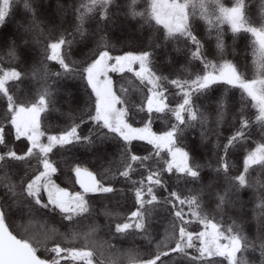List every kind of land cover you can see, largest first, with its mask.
I'll use <instances>...</instances> for the list:
<instances>
[{
  "label": "snow or ice",
  "instance_id": "obj_1",
  "mask_svg": "<svg viewBox=\"0 0 264 264\" xmlns=\"http://www.w3.org/2000/svg\"><path fill=\"white\" fill-rule=\"evenodd\" d=\"M144 3L137 11V0H57L48 18L51 27L45 29L38 12L43 3L0 0V29L14 18V7L23 6L16 33L0 36V100L5 103L0 113V264H172L177 255L187 264H253L246 254L257 251L259 264H264V22L257 26L248 16L246 0H233L231 7L223 0ZM197 11L210 28L208 40L194 26ZM129 18L137 22V35L122 42L127 47L118 48L112 42L113 29L128 24ZM225 24L233 38L242 33L252 37L254 78L248 79L237 63L225 58ZM212 30L215 53L206 48ZM37 51L38 60L33 55ZM77 52L81 59L74 58ZM30 57L34 63L28 67ZM158 57L167 65L158 64ZM181 59L201 67L176 68ZM50 63L59 70L52 71ZM162 67L170 69L167 75ZM113 74L126 80L127 87H117ZM65 80H79L84 88L83 97L67 94V112L56 107L57 84ZM29 83L28 91L19 95ZM216 85L227 86L223 95H215ZM231 89L239 90L240 106L229 121L237 103L234 94H228ZM249 104L256 110L254 120L246 114ZM50 112H59L67 121L58 131L44 126ZM157 120L165 122L166 130L153 129ZM226 123L227 136L221 131ZM254 126L259 128L255 140ZM196 130L199 145L193 141L190 147L187 133ZM113 144L115 152L110 153ZM201 146L206 155L210 152L207 159L196 155ZM238 148L243 149L242 169L231 159ZM80 149L85 152L77 155ZM58 173L70 177V187L57 183ZM121 182L124 186L117 187ZM245 189L254 190L256 201L252 211L257 234L252 239L245 231L246 202L240 198ZM97 198L116 204L131 201L133 210L117 216L120 222L101 226L94 222L92 201ZM213 204L211 212L206 211ZM233 210L240 213L239 222L229 216ZM103 214L115 216L107 205ZM161 214L170 219V231L154 251H113L106 256L114 246L93 239L104 227L111 236L139 235L151 244L152 222ZM17 216L58 217L60 223L74 226L93 223L83 234L78 229L60 234L63 240L58 242L57 229L46 224L35 233H16ZM193 223L202 230L190 231ZM80 240L81 246H65ZM189 249L197 255H190Z\"/></svg>",
  "mask_w": 264,
  "mask_h": 264
},
{
  "label": "trees",
  "instance_id": "obj_2",
  "mask_svg": "<svg viewBox=\"0 0 264 264\" xmlns=\"http://www.w3.org/2000/svg\"><path fill=\"white\" fill-rule=\"evenodd\" d=\"M64 3L70 2V0H63ZM119 3H125V0H118ZM130 2V0H129ZM43 3V8L38 9L39 12V19L42 23V25L47 29L48 27H51L49 23V17L53 14L54 10L56 9V4L57 0H36V4L39 5ZM223 3L227 7H231L233 4V0H223ZM247 4V14L248 16L253 19L256 23L257 26L259 23L264 22V0H246ZM137 11L143 10L145 3L144 0H137ZM211 10V9H210ZM23 15V6L19 5L17 7H14L13 9V16L14 18L10 17L6 23V25L0 29V36L3 37H12L17 29H16V21L21 19V16ZM60 18V17H59ZM57 18L56 22L59 24L61 21L60 19ZM71 19V17H69ZM121 20H124V17H120ZM138 19V18H137ZM92 23V22H90ZM64 26H67L66 24ZM94 26V24H93ZM195 28L197 29V32L200 34V36L204 40L209 39V31L210 28L208 24L206 23L205 20L200 19L199 17V11H197V17L195 19ZM134 27H138L136 20H133L129 18V23L128 24H121L119 27L113 29L112 33V42L117 44V47H127L126 44L122 43L125 42L124 38H126V41L128 40H133L135 39L137 33L134 31ZM223 31H224V38L226 41V57L227 59L233 60V62L237 63L240 66V70L242 72H245L246 76L248 79L254 78V75L256 73V64L254 61L256 60V57L253 56V49L251 45L252 37L250 34H245L242 33L238 37L233 38L232 33L229 30V26L227 24L223 25ZM130 31V32H129ZM215 31L212 30V38L210 40V43L206 45V48H210L213 53L216 52L215 48ZM172 45H168V49L170 50ZM3 50V49H0ZM75 51V49H74ZM86 52L87 49H84ZM35 56L36 60L39 59L38 56V51L36 53H33ZM164 56V50H161L160 57ZM160 57H158V64H164L167 65V60H161ZM75 59H81V55L79 52L76 53L74 56ZM212 56H209V59H212ZM34 63L33 59L30 57L28 58V67H31V65ZM5 65H7V61H5ZM182 66L187 67L189 71H196L198 70L201 66L199 65V62H193L192 64H188L186 60L181 59V63L177 64L175 67L176 68H181ZM49 67L52 71H57L59 70L58 65H55L54 63H50ZM168 69L167 67H162L161 72L164 75L168 74ZM113 79L116 81L117 87H119L121 84H123L125 87H127L126 80H121L118 74H113ZM10 87H13L11 84L9 85ZM31 87V84H27L26 87L23 88L22 91H20L18 94L23 96L25 92L28 91V88ZM57 88L59 89L58 92H56V99H57V104L56 107L59 108L63 112H67L69 110V105L67 103V97L68 93L71 92L73 94L79 95L83 97L84 94V88L82 83L79 80H65L61 81L59 84H57ZM227 86L225 85H216L214 86V92L216 96H221L225 93V89ZM13 91H16L15 87H13ZM35 89L32 88V92L34 93ZM78 91V93L76 92ZM229 96H232L234 94V99L237 102L236 103V108L231 109V111L228 114L227 119L231 121L232 119V112H234L236 109L239 108V98H240V93L238 89H231L229 90ZM69 99V97H68ZM134 99L138 102L139 97L134 96ZM5 107V103L3 100H0V113H2V109ZM74 107V106H73ZM246 114L250 116L253 120L255 119L256 115V110L251 108V105L249 104L248 108L246 109ZM139 117H137V120ZM67 123L65 117L61 116L59 112H50L46 115L44 119V126L45 128L52 132V131H58L60 128H62L65 124ZM91 127V125H89ZM153 129L156 131H163L166 130V125L163 120H157L153 124ZM84 134H87L88 129L85 128ZM221 131L224 133L225 136L230 134L229 131V124H224L221 127ZM251 131L254 133L253 139H259V128L258 126H254ZM195 141L197 145H199V130L196 131H190L187 133V140L185 143H187L190 147L192 145V142ZM251 145V142H250ZM22 146V145H21ZM139 148L143 149L145 147L148 148V150H151V146L143 145V144H138L137 145ZM254 147V145H251ZM208 148H211V145H208ZM85 150L80 149L79 152H77V155H81L84 153ZM109 152L113 153L115 152V146L114 144L110 146ZM234 154L231 159L234 164L238 168L242 169V159H243V149H235ZM139 154H146L145 152L141 151ZM197 157H204L207 159V155H210V152L207 153L206 155V149L204 147H198L196 151ZM54 159H59V156L53 157ZM84 158L86 160H90L93 164H97L90 155H85ZM205 173L208 175H211V173L205 169ZM253 177H256V173H252ZM57 179V183L60 185H70V177L67 174H61L58 173L57 177H54ZM134 179L137 178L136 176L133 177ZM167 178V177H166ZM124 186L123 183L117 184V187H122ZM75 190H78V187H74ZM161 194L166 195V193L163 192V190H160ZM254 197V190L253 189H245L241 192L240 198L241 200L245 201V208L244 212L247 213V216L245 219L247 220V223L245 225V231L247 235L249 236L250 239L254 238L257 234L256 230V221L253 219L254 213L252 211L254 203L256 201L253 199ZM206 202H207V198ZM93 208L95 209V223L99 224L101 226L109 223V221L114 222H120L119 220L116 219L117 216L119 217H125L127 216L132 209L131 206V201H120L119 204H116L115 202H108V201H101L99 198L96 200L92 201ZM107 205L108 211L112 212L115 214V216L111 217H106L103 213L105 210V206ZM214 208V204L211 205V207L206 208V211L211 212V209ZM240 213L236 210H233L229 213V216L232 217V219H237V222H239L238 216ZM93 223L92 220H88L83 222L82 224H77V225H69L67 222H64L63 224L59 222L58 217H41L37 216L34 219L29 218V217H24L21 219L20 217H15L13 221V228L16 233H24L25 230H28L30 232H38L39 228L41 225L46 224L48 228H55L57 229V236L55 239L59 242L63 240V236L60 234H69L71 230H80L81 233L83 234L84 232H87L89 230V226ZM228 223H231V220H228ZM189 230L193 232H199L201 231V226L198 224L193 223L192 225L189 226ZM151 235H152V242L151 244L149 243L148 240L144 239L143 237L137 235L135 237L133 236H128V237H116V236H111L108 233V229L101 227L94 235L93 239L97 242L98 245L102 246H107V245H112L114 246L113 249L106 251L105 255H111L113 251L124 253L128 252L130 250H135L142 255L146 253L149 249L155 250L156 247V242L160 241L163 239L167 234L168 231H170V219L165 218L164 214H161L158 216L156 219L153 220L152 222V227L150 229ZM83 243L82 240L75 242V245H67L65 242V246H81ZM197 246H199V242H195ZM48 247H51V243L49 242L47 244ZM42 257L45 256V253L43 252V248L41 249V252L39 253ZM189 254L190 255H197L195 252V249H189ZM247 258L253 262V264H259V252L255 253H248L246 254ZM105 264H107V261H105ZM125 264H127V261H125ZM172 264H187V261L177 255L172 258ZM226 264V262H224Z\"/></svg>",
  "mask_w": 264,
  "mask_h": 264
},
{
  "label": "rangeland",
  "instance_id": "obj_3",
  "mask_svg": "<svg viewBox=\"0 0 264 264\" xmlns=\"http://www.w3.org/2000/svg\"><path fill=\"white\" fill-rule=\"evenodd\" d=\"M54 10V12H55V10L56 9H53ZM53 12V13H54ZM57 18H59V16L57 17ZM60 19V18H59ZM130 32V31H129ZM124 38V41H126V38L125 37H123ZM77 93H78V91H76ZM67 100H68V97H67ZM62 187H70V186H67V185H61ZM75 190V189H74Z\"/></svg>",
  "mask_w": 264,
  "mask_h": 264
},
{
  "label": "water",
  "instance_id": "obj_4",
  "mask_svg": "<svg viewBox=\"0 0 264 264\" xmlns=\"http://www.w3.org/2000/svg\"><path fill=\"white\" fill-rule=\"evenodd\" d=\"M78 187V186H77Z\"/></svg>",
  "mask_w": 264,
  "mask_h": 264
}]
</instances>
